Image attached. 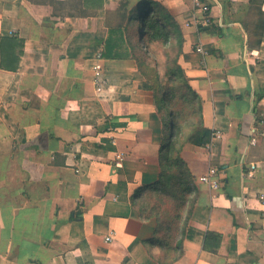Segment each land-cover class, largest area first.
<instances>
[{
    "label": "crops",
    "instance_id": "crops-1",
    "mask_svg": "<svg viewBox=\"0 0 264 264\" xmlns=\"http://www.w3.org/2000/svg\"><path fill=\"white\" fill-rule=\"evenodd\" d=\"M78 1L0 0V264H159L146 245L156 221L133 196L158 179L168 116L132 58L103 57L96 91L92 64L120 0L88 14ZM158 1L180 26L204 125L221 133L182 151L194 237L172 264H264V14L249 0H203L219 34L199 30L193 0ZM210 166L218 188L200 180ZM209 230L222 234L217 252L203 246Z\"/></svg>",
    "mask_w": 264,
    "mask_h": 264
},
{
    "label": "trees",
    "instance_id": "trees-1",
    "mask_svg": "<svg viewBox=\"0 0 264 264\" xmlns=\"http://www.w3.org/2000/svg\"><path fill=\"white\" fill-rule=\"evenodd\" d=\"M105 0H79L76 8L81 14L104 8ZM264 0H249L244 6H254L262 16ZM118 4V5H117ZM114 10L108 11V36L102 56L112 59L132 58L141 75L142 86L155 93L158 113L166 120L167 138L159 151V175L154 183L139 188L133 204L143 219H154V237L146 242L159 264H172L183 255L184 240L192 239L189 228L195 192V177L182 157L187 144L205 146L214 131L204 125L200 94L192 87L179 62L183 39L178 38L180 26L171 11L158 0H121ZM211 13V5H209ZM208 12V13H209ZM262 21V19H260ZM241 22V21H240ZM248 30V21L241 22ZM264 27V26H263ZM200 31L214 29L222 33L223 25L214 17L208 24H199ZM143 34V42H141ZM163 59H158V54ZM152 59L153 61H151ZM222 234L207 231L203 246L217 252Z\"/></svg>",
    "mask_w": 264,
    "mask_h": 264
},
{
    "label": "built area",
    "instance_id": "built-area-1",
    "mask_svg": "<svg viewBox=\"0 0 264 264\" xmlns=\"http://www.w3.org/2000/svg\"><path fill=\"white\" fill-rule=\"evenodd\" d=\"M193 2L196 8H201L205 13L204 19L200 21L199 24H208L211 18V13L209 12L210 10L209 4L205 3L203 0H193ZM197 50L201 53L204 54L206 53L205 49L202 46H198ZM102 60H103L102 53L98 52L92 64L93 82L95 84L97 92H102L104 90L107 80L104 73ZM220 135L221 133L219 131L215 132L214 134L215 137H219ZM255 142L256 139L254 138L253 143ZM207 146L211 147V145H207ZM256 167H257L256 164H251V171L248 174L251 175L252 172L256 169ZM200 180L209 184L212 188H218L220 184L218 177V169L215 166H210L207 172H205L203 175L200 176ZM111 239H112V233L106 236V240L109 241ZM30 264H40V263L37 260H34Z\"/></svg>",
    "mask_w": 264,
    "mask_h": 264
},
{
    "label": "rangeland",
    "instance_id": "rangeland-1",
    "mask_svg": "<svg viewBox=\"0 0 264 264\" xmlns=\"http://www.w3.org/2000/svg\"><path fill=\"white\" fill-rule=\"evenodd\" d=\"M120 1H121V0H120ZM120 1H119V2H120ZM119 2H118V3H119ZM117 5H118V4H117ZM143 38H144V37H143V34H141V38H140V39H141V42H143V40H144ZM157 57H158L159 60H162V59H163V55L160 54V53L158 54ZM150 60L153 61L152 59H150Z\"/></svg>",
    "mask_w": 264,
    "mask_h": 264
}]
</instances>
